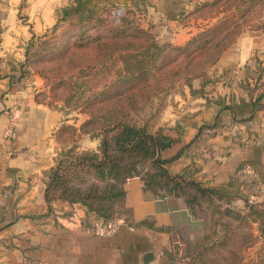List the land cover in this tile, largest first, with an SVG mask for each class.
<instances>
[{
	"label": "crops",
	"instance_id": "obj_1",
	"mask_svg": "<svg viewBox=\"0 0 264 264\" xmlns=\"http://www.w3.org/2000/svg\"><path fill=\"white\" fill-rule=\"evenodd\" d=\"M69 1L0 0V264H173L176 235L201 226L182 197L129 178L134 228L122 224L109 236L95 234L99 218L83 203L47 200L46 173L62 149L57 132L81 122L38 102L44 80L22 74V65L33 35L53 27L54 11ZM145 1V27L161 43L184 46L207 22L198 9L212 0ZM182 91L161 120L176 140L166 157L190 144L170 171L239 204L264 199V29L244 30Z\"/></svg>",
	"mask_w": 264,
	"mask_h": 264
},
{
	"label": "trees",
	"instance_id": "obj_2",
	"mask_svg": "<svg viewBox=\"0 0 264 264\" xmlns=\"http://www.w3.org/2000/svg\"><path fill=\"white\" fill-rule=\"evenodd\" d=\"M223 1L230 6H224ZM206 4L222 7L214 16L204 17L207 22L184 46L161 43L153 32L139 25L136 17L144 19L145 0H70L60 8L54 26L74 16L82 26L93 24L99 28L104 24L103 31L96 34L81 33L63 56L79 70L98 64L105 66L108 84L95 94L99 97L97 103L77 105L79 112L88 115L86 120L78 128L63 126L56 136L60 142V136L68 133V129L77 137L98 135L101 137L99 148L77 151L73 147L68 155L61 154V149L55 165L46 173V197L49 202L83 203L105 222L119 217L134 228L131 209L125 204L124 185L129 178L139 176L145 189L156 195L182 197L192 214L203 222L207 231L199 243L202 251L195 264H222L219 259L223 264H264L260 256L247 259L252 244L245 246L239 234L258 203L246 200L239 204L214 188L170 171L169 164L181 157L190 144L171 157L165 156L176 141L160 122L161 109L167 106L168 98L175 92L182 93L184 86H191L192 79L206 74L244 30L264 29V0H212L203 6ZM124 9L127 16L133 12L134 17L117 16ZM108 13H114L119 20L108 21L109 18H104L110 16ZM39 40L40 36L33 35L26 46L22 74L40 75L46 90L38 92L36 100L57 109L47 96V71L35 72L30 68L33 49ZM162 94H167V100L158 103L153 114L155 117L162 111L157 126L147 121L141 125L129 118L128 110L136 109L141 103H152L153 108L154 98ZM83 174L91 176V180L87 182ZM209 205L215 206L208 211ZM218 213L221 218H213ZM212 218L215 220L211 227ZM176 240L177 235L175 244ZM243 245L244 249L239 251Z\"/></svg>",
	"mask_w": 264,
	"mask_h": 264
},
{
	"label": "rangeland",
	"instance_id": "obj_3",
	"mask_svg": "<svg viewBox=\"0 0 264 264\" xmlns=\"http://www.w3.org/2000/svg\"><path fill=\"white\" fill-rule=\"evenodd\" d=\"M223 3L226 7L230 6L227 5V1H223ZM220 7H222V5L212 7L211 4H206L202 7L201 11L197 13V15L203 19L204 17L214 16L215 12L220 9ZM60 8L61 7L54 11L55 21L58 18ZM125 11H127V9H124L122 14H118L117 16H122V19H132L134 17L133 12L127 16ZM108 14H110V16L104 17L106 19L109 18L108 21L119 20V17L114 15V13ZM136 19L141 27L146 28L143 17L137 16ZM54 25L53 27L47 29L45 33L38 35L41 37V40L38 41V45H36L33 49L30 68L35 72L39 69L47 71L49 76L46 80V84H48L47 96H50V101L57 107V109L63 111L65 116H68L66 119L78 124L81 122L82 124L88 115L86 113L79 112L77 105H85L87 102L97 103L99 97L95 94L105 89L108 84L107 70L105 66L99 64L95 66L92 65L89 68L82 67L83 69L79 70L73 63L70 64L68 62L69 58L63 56V53L70 44H73V42L78 39L81 33L96 34L101 30L103 31L104 24L99 28H96L93 24L82 26L79 22V18L74 16L70 20L59 22L57 26ZM54 28L56 29L53 30ZM48 89L50 91L49 93ZM166 100L167 94H162L154 98L155 104L153 108L152 103L148 105L141 103L136 107V109L128 110L129 118L141 125L147 121L151 124L155 122V125L157 126L158 121H160L158 120V117L165 109L163 110L162 108L160 114L158 115L157 113L155 117L153 114L155 113V109L158 107V103H162L163 101L165 102ZM72 134V131L68 129V133L60 136V143L63 151V153L61 151V154L63 155H68V151L73 147H77V151L96 150L101 144V137L98 135L93 136L86 134L84 136L77 137ZM82 177L87 180V182L91 180V176L88 174H83ZM253 202L258 203V205L256 206L255 212L240 228V241L245 242V246L246 244H252L247 251V259L260 256L264 260V199ZM214 206L215 205H209L206 209L210 211ZM209 207H211V209H209ZM221 216V213H218L215 214L213 218L220 219ZM213 218L212 221L209 222L210 225L215 220ZM223 220H225V217L222 221ZM206 231L207 229L205 230V228H203V222L201 221L200 227L191 230H183L178 233L175 247H173L172 250V263L195 264L197 259H200L201 254L198 253L201 250V246L199 243H201L203 235ZM244 245L239 246V251L244 249ZM208 256L210 258L211 255ZM211 260L213 259L211 258ZM215 261L216 260H213V263H215ZM219 263L223 264L225 262L219 259ZM210 264H212V262Z\"/></svg>",
	"mask_w": 264,
	"mask_h": 264
},
{
	"label": "built area",
	"instance_id": "obj_4",
	"mask_svg": "<svg viewBox=\"0 0 264 264\" xmlns=\"http://www.w3.org/2000/svg\"><path fill=\"white\" fill-rule=\"evenodd\" d=\"M260 190L264 194V184L260 185ZM255 199L256 198H253L252 202L257 201ZM122 224H124V221L119 217H116L111 222H105L99 218L94 224V232L99 236H109L113 234Z\"/></svg>",
	"mask_w": 264,
	"mask_h": 264
},
{
	"label": "water",
	"instance_id": "obj_5",
	"mask_svg": "<svg viewBox=\"0 0 264 264\" xmlns=\"http://www.w3.org/2000/svg\"><path fill=\"white\" fill-rule=\"evenodd\" d=\"M149 257H147L148 259L151 257L150 255H148ZM151 259V258H150Z\"/></svg>",
	"mask_w": 264,
	"mask_h": 264
}]
</instances>
